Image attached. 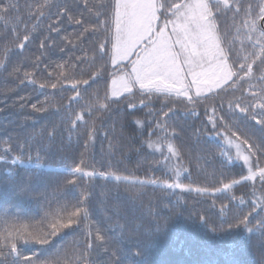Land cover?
<instances>
[{
    "label": "trees",
    "instance_id": "trees-1",
    "mask_svg": "<svg viewBox=\"0 0 264 264\" xmlns=\"http://www.w3.org/2000/svg\"><path fill=\"white\" fill-rule=\"evenodd\" d=\"M230 2H212L211 9L241 83L197 104L138 93L130 97L137 105L133 112L126 100L100 107L115 71L97 47L107 32L77 39L83 26L99 24L96 12L109 17L115 0H0V155L6 156L0 161V264H264V213L258 211L264 207V183L243 179L247 165L236 158L226 128L264 146V126L256 122L259 116L252 119L250 107L264 100V0ZM60 64L66 77L60 76ZM102 64L100 76L90 78ZM80 79L89 83L72 85ZM75 117L82 122L74 123ZM155 122L167 127L152 134ZM93 126L96 138L89 143ZM42 130L53 135L41 139ZM25 140L23 151L6 152L17 144L23 148ZM149 141L173 142L180 157L166 147L149 148ZM81 153L84 167L97 173L168 182L180 173V183L192 188L133 184L114 175L90 178L77 171ZM17 155L22 162L11 163ZM232 180L241 183L224 187ZM80 207L87 214L71 217L77 223L59 232L52 228ZM249 213L251 231L243 225L228 229L226 221ZM221 224L224 231H212Z\"/></svg>",
    "mask_w": 264,
    "mask_h": 264
},
{
    "label": "snow or ice",
    "instance_id": "snow-or-ice-1",
    "mask_svg": "<svg viewBox=\"0 0 264 264\" xmlns=\"http://www.w3.org/2000/svg\"><path fill=\"white\" fill-rule=\"evenodd\" d=\"M228 0H226V3ZM91 11V9H89ZM109 17L104 18L101 12H96L95 15L99 19V24H94L91 27L83 26L82 32L77 36L78 40H82L88 34L100 33L101 30L107 32V35H103V39H99L98 50L100 55L107 56V66L111 65L113 69L117 66H121L119 73H111L109 77L110 86L106 92L105 100L100 102V107L106 109L108 107V101H128L127 107L133 112L137 109V105L132 103L130 97L135 96L137 92L144 96L151 98L156 94L162 95L164 98L171 96L182 97L184 100L192 104H197L191 91L186 90L185 85L181 82L182 67L178 70V49L183 47L185 52L189 53V63H194L192 60L193 53V41L199 37H203L204 43L215 44L216 33H215V22L211 19L214 15L212 9L208 4V0H183L181 3H177L176 0H115L112 7L108 9ZM69 20L75 24H82L79 19ZM109 20L111 26H109ZM27 39V38H25ZM67 39V38H65ZM111 41V45H110ZM71 43V41H69ZM43 47V44H41ZM111 47V51L109 48ZM96 57V54H95ZM80 59V58H78ZM258 59V57H257ZM131 61V64L129 63ZM226 63V62H225ZM4 64V61L0 60V65ZM255 61L249 67V71L246 75H251ZM243 67V65H240ZM104 65L95 71V75L92 74L90 78L95 79L100 76L103 71ZM57 68L61 69V78L67 75L63 72L64 65H57ZM15 72H19L20 69H14ZM226 71L229 73L224 83L227 84L235 72L228 65ZM30 75L25 73V77ZM243 79V77H241ZM135 81V84H134ZM83 83L87 85L88 79L74 80L72 85ZM208 84L211 82L208 81ZM52 88H56L57 84L53 83L50 85ZM221 87L223 85H220ZM44 87V85H41ZM211 87H206L204 92L197 91L195 96L207 95L208 92L213 91ZM80 93L77 92L76 96ZM143 107H148L147 104L141 100ZM36 106L33 105V108ZM252 119L256 120L259 116L257 123L264 126V113H258L257 109H264V100H258L255 103H251ZM236 108L242 113L249 112V106L236 105ZM167 111L163 112V116L167 117L172 111V107H167ZM43 110V109H38ZM214 111V109H212ZM151 114V110L149 112ZM133 121L139 123V120L133 116ZM209 121L215 127V118L209 116ZM222 119V118H221ZM75 122H82L80 117L74 118ZM167 127L162 122H155V128L152 129V134L155 133L157 128ZM227 128V142L230 145H234L236 149V158L241 160L247 165L248 175L243 179L255 181L259 178L261 183H264V146L257 144L252 137L241 134L232 127L226 125ZM96 127L93 126L88 133V142L91 143L96 138ZM229 132L231 133L229 135ZM173 134L175 130L173 129ZM29 135H32L31 133ZM53 134L46 133V130H42L40 138L44 139L45 136L51 137ZM149 148L161 151L162 148L166 147L168 153L174 157H180L179 148L171 141L167 144L159 142H147ZM27 140H25L23 148L20 144H17L15 149L9 146L6 152H12L15 150L23 151L28 147ZM85 153L80 154L78 163L81 168L77 171H86L88 177L93 178L97 175L107 177L108 175H114L117 181L126 180L129 183H140V184H162L167 189H178L187 191L191 189V185L180 183L181 174L173 178L172 182L158 179L140 180L139 178H132L131 176H122L115 173H97L95 169L88 170L89 168L84 167ZM6 160L5 155H0V161ZM254 161L259 164L258 169L255 168ZM22 162V157L17 155L13 157L11 163L16 164ZM42 166V163L38 164L37 167ZM172 169H170L171 171ZM241 180H232L231 183H225L224 187H231L232 184H239ZM198 192H207V188H195ZM87 193L84 199L87 200ZM255 208V207H254ZM260 213H264V207L259 208ZM82 214H87L85 207H80L73 212L69 213V218L66 221H57L52 225V228L56 232L63 230L64 228L70 227L77 223L76 219L71 217H79ZM249 214H238L233 216L230 221H226L228 229L243 225L247 231H251L249 228ZM264 223V218H262ZM213 232L224 231V224L213 228ZM38 239V237H33ZM101 240L103 236L99 237ZM44 242V241H41ZM138 254V253H137Z\"/></svg>",
    "mask_w": 264,
    "mask_h": 264
},
{
    "label": "rangeland",
    "instance_id": "rangeland-1",
    "mask_svg": "<svg viewBox=\"0 0 264 264\" xmlns=\"http://www.w3.org/2000/svg\"><path fill=\"white\" fill-rule=\"evenodd\" d=\"M211 1L222 2L225 5H230L231 3L230 0H228L227 3L226 0H208V4L211 3ZM215 33H216L215 44L204 43L203 37H199L193 41L192 48L194 54L192 55L191 58L194 61V63L188 62L189 53L185 52L183 47L178 49L179 62L177 64V69L179 70L181 67L183 69L181 72V78H182L181 82L185 85L186 90L192 92L194 98L197 97L195 96V93L197 91L204 92L206 87H211L214 90L208 92L207 95H210L218 91L219 89L224 88L233 79H235V76H233L232 79L227 84L224 83V80L227 78V75L229 74L226 71V69L227 66L230 64L227 55L222 47L221 38L218 32L217 25L215 28ZM208 81H210L211 83L208 84L207 83ZM220 85L223 86L221 87ZM133 91H136V89H134ZM207 95H201L199 97H203Z\"/></svg>",
    "mask_w": 264,
    "mask_h": 264
},
{
    "label": "water",
    "instance_id": "water-1",
    "mask_svg": "<svg viewBox=\"0 0 264 264\" xmlns=\"http://www.w3.org/2000/svg\"><path fill=\"white\" fill-rule=\"evenodd\" d=\"M262 23H264V20L262 21Z\"/></svg>",
    "mask_w": 264,
    "mask_h": 264
}]
</instances>
